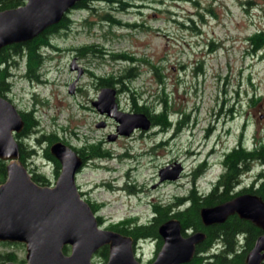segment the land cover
Instances as JSON below:
<instances>
[{
    "label": "rangeland",
    "instance_id": "374dc122",
    "mask_svg": "<svg viewBox=\"0 0 264 264\" xmlns=\"http://www.w3.org/2000/svg\"><path fill=\"white\" fill-rule=\"evenodd\" d=\"M123 3L94 2L89 10L72 11L68 28L41 48L35 76L24 74L22 58L9 62L4 95L17 110H34L37 124L16 139L30 150L26 164L46 176L44 137L77 148L104 138L90 104L103 88L97 85L101 77L110 79L121 108L166 113V123H155L144 135L105 141L98 149L106 156L86 160L77 173L75 183L101 218L99 228L123 220L145 224L153 206H185V200L175 203L191 188L206 194L223 173L226 152L237 144L251 149L264 143V0ZM259 34L263 40L256 48L251 38ZM71 59L82 69L77 78L69 70ZM165 164H179L181 176L158 181ZM261 170L252 161L233 190L248 186ZM16 251L24 256V247ZM134 252L146 262L154 255L153 241L139 239ZM98 260L91 257L92 264Z\"/></svg>",
    "mask_w": 264,
    "mask_h": 264
},
{
    "label": "water",
    "instance_id": "95a60500",
    "mask_svg": "<svg viewBox=\"0 0 264 264\" xmlns=\"http://www.w3.org/2000/svg\"><path fill=\"white\" fill-rule=\"evenodd\" d=\"M22 4L0 10V49L12 43L30 40L46 27L57 23L79 0H21ZM69 70L82 69L74 59ZM74 91V81L67 92ZM92 106L100 114L116 122V134L128 135L134 128L146 130L149 121L142 112H123L117 109L115 90L103 87ZM102 127L103 122L95 123ZM23 127L16 107L0 96V160L5 161V179L0 183V242L21 243L23 261L2 264H92L93 253L101 246L108 248L102 264H143L134 255L130 236L99 228L96 217L79 195L75 173L81 159L61 141L49 144V153L60 163L59 173L52 186L35 183L19 160V145L15 135ZM108 135L107 140H113ZM181 166H164L157 171L158 181L173 180ZM252 223L261 230L240 264H260L264 260V201L252 193L235 195L213 206L199 209L204 226L221 223L228 215ZM161 245L152 261L145 264H180L189 261L195 246L205 237L203 232L182 235L179 221L169 218L157 226ZM183 232H186L184 230ZM67 246L68 251L63 252Z\"/></svg>",
    "mask_w": 264,
    "mask_h": 264
},
{
    "label": "trees",
    "instance_id": "16d2710c",
    "mask_svg": "<svg viewBox=\"0 0 264 264\" xmlns=\"http://www.w3.org/2000/svg\"><path fill=\"white\" fill-rule=\"evenodd\" d=\"M125 0H79L77 1L61 19L52 24L40 33L35 35L30 40L21 43H12L0 49V96L4 95L9 89L7 67L9 62L13 63L14 59L22 58L24 74L28 77L37 74V70L41 65V48L49 45V37L57 32L68 28L69 14L74 10H89L92 8L90 4L97 2L113 6L114 4H124ZM22 4L21 0H0V10L13 8ZM70 11V12H69ZM263 34L254 35L251 40L256 46L257 41L263 40ZM260 45V44H259ZM83 50V49H80ZM125 77H129L127 74ZM101 86L113 87L109 78L101 77L99 79ZM134 106V105H133ZM134 112H142L148 114L144 107L135 106L132 109ZM23 121V127L16 137L25 136L37 124L36 118L33 115V109L29 111H19ZM152 120L157 124L166 123V113L161 111L158 114L150 115ZM47 145L56 141V137L52 135L44 137ZM19 145V160L30 154V150H26L22 143ZM46 145L44 155L52 159L56 166L58 162L52 157ZM88 152L91 157L106 156L105 152H101L96 145H89ZM252 161H257L262 170L256 174L254 181H251L248 186L241 187L237 191L233 188L239 183L240 175L247 169L248 164ZM223 173H220L215 183L210 187L206 194L195 192L191 188L188 195L184 198H178L175 205L181 204L185 200V206L173 208L170 205H158L152 207V217L145 224L131 223L129 220H123L118 223H111L108 229L118 232L122 235H127L132 240L148 238L153 241L154 251L156 252L160 245L161 239L157 234V226L169 218H175L179 221L180 230L183 235L184 230L201 231L205 237L195 246V251L192 258L180 264H240L249 248L252 246L254 239L261 233V230L247 220L240 219L235 215L228 216L221 223H213L204 226L200 222L199 209L203 206H213L222 203L231 197L243 193H252L259 196L264 201V143L254 145L251 149H247L239 144L230 149L223 155L221 160ZM5 161L0 160V183L5 179ZM32 179V178H31ZM234 191V192H233ZM90 206V205H89ZM91 210L92 207L90 206ZM97 223L99 220L96 218ZM218 244V249H214V245ZM12 245L13 250L0 251V264L5 261H13L20 263L23 257L16 251L17 247L22 248L20 243L0 242V246ZM212 247V248H211ZM63 252L68 251V247L64 246ZM154 252V253H155ZM108 248L106 245L101 246L95 256L100 261H106ZM150 262L152 260H149ZM260 264H264V260Z\"/></svg>",
    "mask_w": 264,
    "mask_h": 264
},
{
    "label": "flooded vegetation",
    "instance_id": "af4514ba",
    "mask_svg": "<svg viewBox=\"0 0 264 264\" xmlns=\"http://www.w3.org/2000/svg\"><path fill=\"white\" fill-rule=\"evenodd\" d=\"M97 85H100L101 86V84L100 83H97ZM102 87H105L104 85L102 86ZM101 89V88H100ZM100 89H98V91L96 92V96H95V99H96V97H97V95H98V93H99V90ZM6 97V96H5ZM94 100V99H93ZM93 100H91L90 101V104L92 105V101ZM115 102H116V105H117V109L118 110H120V111H123V112H134L132 109H130V111H127V110H125L124 108H121V106H119L118 105V103H117V101H116V97H115ZM91 110H94L96 113H97V115H98V117H97V119L94 121V126H95V123L96 122H99V121H102L103 122V126L102 127H99V128H102L103 130H106L105 131V134H104V138H102V139H100V140H98L96 143H95V145L96 146H99V147H101L103 144H104V142L106 141V142H114V141H116V140H118V139H121L123 136H125V135H120V134H116V130H115V128H116V122L112 119V118H110V117H108V116H106L105 114H100V113H98L97 112V110H95L93 107L91 108ZM145 116H146V118H147V120L149 121V127L146 129V130H141V129H139V128H134L128 135H126V136H131L133 133H135V132H137L138 133V135H144L145 134V131H150L151 130V128L153 127V125L155 124V122L152 120V118H151V116L149 115V114H145ZM110 125H112L110 128H108ZM96 127V126H95ZM114 134H116V136H114V139L113 140H107V136L108 135H114ZM18 134H16L15 136H17ZM20 137H23V136H20ZM20 137H16V138H20ZM68 145V144H67ZM47 146H49V144L47 145ZM68 146H70L74 151H75V153L77 154V156L81 159V164H80V166H79V168L77 169V171H76V173H75V177H76V175H77V173L78 172H80L81 171V169L82 168H84L85 167V164L87 163L86 162V160H90V159H92L93 157H91L90 155V153L88 152V149H90V147H88V146H86V145H82L81 147H74V146H71V145H68ZM46 147V146H45ZM45 147L42 149V151H41V158H42V161H44L45 163H47V165L49 166V175L48 176H46V175H44L43 173H39L38 172V170H36V168L35 167H33V166H29V165H27L26 163H27V161L25 160L26 159V157L27 156H25L24 158H23V160H22V164L25 166V168H26V170H27V172L29 173V175L31 176V178H32V180L35 182V183H37V184H39V185H49V186H52L53 185V183H54V181H55V179H56V177H57V175H58V173H59V170H60V163L58 162V166H56L55 165V163H54V161L52 160V159H50V158H48V157H46L45 155H44V150H45ZM164 166H167V164H165ZM168 166H172L171 164H168ZM180 172H181V170L179 171V173H178V175H177V177L175 178V179H177V178H179L180 176H181V174H180ZM158 175V174H157ZM75 177H74V180H75ZM175 179H173V180H175ZM164 181H167V180H164ZM161 183V182H160ZM75 185H76V188H77V191H78V193H79V195H80V197L87 203V204H89L91 207H92V210L93 211H95L96 210V208L94 207V204L90 201V199L89 198H87L86 197V195H85V193L83 192V191H81L80 190V188H79V186H78V184H76L75 183ZM96 212V211H95ZM95 212H94V215L96 216V218L100 221V217L99 216H97L96 214H95ZM231 215H235L236 216V214H231ZM231 215H228V216H231ZM227 216V217H228ZM226 217V218H227ZM237 217V216H236ZM225 218V219H226ZM201 222V221H200ZM105 228H107L108 229V227H105ZM191 232H197V231H193V230H186V232H184L185 234L186 233H191ZM199 232H201V231H199ZM183 235V234H182ZM137 241L138 240H134V246H133V250L135 249V245L137 244ZM153 246H154V244H153ZM100 248V247H99ZM98 248V249H99ZM97 249V250H98ZM96 250V251H97ZM95 251V252H96ZM95 252L93 253V255H95ZM155 252V251H154ZM134 254H135V252H134ZM92 255V256H93ZM136 256V255H135ZM137 257V256H136ZM137 259L139 260V258L137 257ZM149 260H152V259H148L146 262H144V263H149L150 261ZM100 263L99 264H102V263H104V261H100V260H98Z\"/></svg>",
    "mask_w": 264,
    "mask_h": 264
}]
</instances>
